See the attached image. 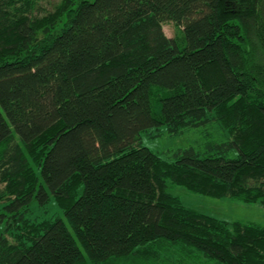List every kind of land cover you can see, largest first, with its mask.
Here are the masks:
<instances>
[{
    "label": "trees",
    "instance_id": "obj_1",
    "mask_svg": "<svg viewBox=\"0 0 264 264\" xmlns=\"http://www.w3.org/2000/svg\"><path fill=\"white\" fill-rule=\"evenodd\" d=\"M44 1L0 0V264H264V226L168 190L264 208V0Z\"/></svg>",
    "mask_w": 264,
    "mask_h": 264
},
{
    "label": "rangeland",
    "instance_id": "obj_2",
    "mask_svg": "<svg viewBox=\"0 0 264 264\" xmlns=\"http://www.w3.org/2000/svg\"><path fill=\"white\" fill-rule=\"evenodd\" d=\"M87 1L92 2L93 0ZM55 4L56 0H45L41 3V7L48 9ZM164 32L166 36L174 37L179 33V30L172 22H166ZM225 141H227V133L221 130L216 123H212L187 129L179 135L169 134L165 126L158 129L153 128L141 134L140 144L160 157L171 160L173 153L178 150H185L190 147L196 151L207 150L209 144H220ZM168 190L179 198L184 207L199 213L225 221H241L264 226V208L259 204H243L230 198L203 196L189 192L180 186L169 185ZM31 209V217H63L61 210L55 206L51 199L45 208L37 207L33 202Z\"/></svg>",
    "mask_w": 264,
    "mask_h": 264
}]
</instances>
